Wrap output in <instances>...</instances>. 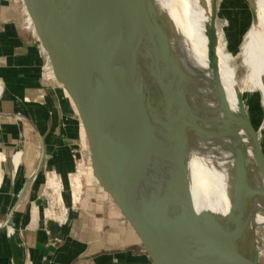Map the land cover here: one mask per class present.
Wrapping results in <instances>:
<instances>
[{
    "label": "water",
    "instance_id": "95a60500",
    "mask_svg": "<svg viewBox=\"0 0 264 264\" xmlns=\"http://www.w3.org/2000/svg\"><path fill=\"white\" fill-rule=\"evenodd\" d=\"M17 2L21 26L40 58L39 81L72 171L81 185L103 194L112 222L149 264H257V252L244 243L231 204L230 217L223 219L195 208L187 170L188 131L210 134L186 122L180 126L177 154L162 155L155 145L142 65L161 29L148 1ZM240 108L245 112L241 101ZM226 111L231 113L228 106ZM249 130L254 158L264 166L262 144L256 130ZM233 145L242 149L241 143ZM82 147L87 156H76ZM236 170L233 198L244 189L243 152Z\"/></svg>",
    "mask_w": 264,
    "mask_h": 264
},
{
    "label": "bare ground",
    "instance_id": "6f19581e",
    "mask_svg": "<svg viewBox=\"0 0 264 264\" xmlns=\"http://www.w3.org/2000/svg\"><path fill=\"white\" fill-rule=\"evenodd\" d=\"M147 1L161 29L152 38L142 65L150 105L148 120L157 149L162 155L177 154L181 124L195 123L210 134L200 137L188 131L187 170L195 208H207L223 219L230 217L231 204L239 230L264 222V166L254 158L249 116L240 108L244 93L249 92L250 101L258 102L260 97L264 111V0H246L248 23L243 41L234 51H226L222 33L212 25L216 1L215 11L213 0ZM136 32L138 41L142 31ZM238 57L245 69L241 77L236 76L237 65L232 63ZM257 136L260 140V134ZM211 142L222 147V170L215 163L216 148L208 145ZM235 142L241 143L242 149H235ZM241 152L246 165L244 189L233 198ZM2 157L0 153V164ZM48 183L62 198L57 183ZM71 183L74 191L80 187L76 176ZM61 209L65 218L68 206L64 203Z\"/></svg>",
    "mask_w": 264,
    "mask_h": 264
},
{
    "label": "crops",
    "instance_id": "0c3cea01",
    "mask_svg": "<svg viewBox=\"0 0 264 264\" xmlns=\"http://www.w3.org/2000/svg\"><path fill=\"white\" fill-rule=\"evenodd\" d=\"M20 19L17 0H0V264H149L112 222L98 189L77 177L80 187L72 189L71 165L38 77L40 58ZM211 143L222 170V147ZM49 180L76 196L61 199ZM47 193L58 199H39Z\"/></svg>",
    "mask_w": 264,
    "mask_h": 264
},
{
    "label": "rangeland",
    "instance_id": "374dc122",
    "mask_svg": "<svg viewBox=\"0 0 264 264\" xmlns=\"http://www.w3.org/2000/svg\"><path fill=\"white\" fill-rule=\"evenodd\" d=\"M215 1L217 15L216 18L214 17L215 22L212 25L215 27L217 32L222 33L221 40L225 42L226 51H234L243 41L244 30L246 29L244 26L248 23L249 18L248 3L246 0ZM239 62V57L232 61L233 64L237 65L235 68V74L237 77H241L245 71L244 67L241 66ZM244 94L246 97H244L243 107L246 109L245 111L249 116V126H252L256 130L257 135L260 134V142L264 151V111L261 105L262 103L260 97L258 99V102L260 103L259 104L256 102V99L255 101L254 99L252 101L249 100V92H245ZM50 131L51 130L48 132L49 134L47 133V136H50L48 141H53ZM76 156H87L86 148L84 149V147H82L81 154H76ZM70 172L71 174L69 176V181L73 178L75 179V173L72 171V169ZM60 194L62 197L61 199H64L67 193L64 194L61 192ZM67 196H69V199H72V197L76 196V193H73V195L68 193ZM39 199L42 201H55L58 199V197L54 193H47L46 196L41 194ZM243 228L241 229V232L243 233L244 243L250 248V251L254 249L257 252V264H264V222L258 221L249 227Z\"/></svg>",
    "mask_w": 264,
    "mask_h": 264
}]
</instances>
